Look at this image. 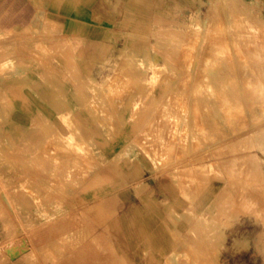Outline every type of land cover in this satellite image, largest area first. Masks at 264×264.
Listing matches in <instances>:
<instances>
[{"label":"rangeland","instance_id":"obj_1","mask_svg":"<svg viewBox=\"0 0 264 264\" xmlns=\"http://www.w3.org/2000/svg\"><path fill=\"white\" fill-rule=\"evenodd\" d=\"M127 15L0 31V264H264V0Z\"/></svg>","mask_w":264,"mask_h":264},{"label":"crops","instance_id":"obj_2","mask_svg":"<svg viewBox=\"0 0 264 264\" xmlns=\"http://www.w3.org/2000/svg\"><path fill=\"white\" fill-rule=\"evenodd\" d=\"M198 0H0V31L27 29L40 12L50 15L61 26V35L83 44L76 50L77 58L99 60L112 52V46L119 44L113 26L114 21L123 20L125 14L135 10L140 16L147 15L152 8L187 10ZM121 13V17L117 14ZM82 61V60H81ZM79 67L85 65L79 64ZM97 67L98 65H94ZM14 101L20 106L11 114L29 116L30 95L14 90ZM22 94V95H21ZM21 101V102H20Z\"/></svg>","mask_w":264,"mask_h":264},{"label":"bare ground","instance_id":"obj_3","mask_svg":"<svg viewBox=\"0 0 264 264\" xmlns=\"http://www.w3.org/2000/svg\"><path fill=\"white\" fill-rule=\"evenodd\" d=\"M235 37V36H234ZM235 41V40H234ZM225 42V41H224ZM225 45V44H224ZM246 45V44H245ZM222 48V47H221ZM223 50V49H222ZM236 60V59H235ZM256 63V62H255ZM198 75V74H197ZM194 76V75H193ZM258 76V75H257ZM257 85V84H256ZM184 88V87H183ZM257 88V87H256ZM182 89V88H181ZM177 90V89H176ZM184 91V90H183ZM259 91H261V90H259ZM258 91V92H259ZM262 92V91H261ZM256 96V95H255ZM198 98V97H197ZM260 98V97H259ZM262 100V99H261ZM258 101V100H257ZM200 102V101H199ZM224 102H225V100H224ZM223 102V103H224ZM264 102V101H263ZM205 104V103H204ZM203 106V105H202ZM201 107V106H200ZM204 107V106H203ZM195 109V108H194ZM211 110V109H210ZM194 111V110H193ZM201 113V112H200ZM205 114V113H204ZM201 116V115H200ZM204 120V119H203ZM193 122V121H192ZM200 122V121H199ZM194 123V122H193ZM197 124V123H196ZM199 125V124H198ZM204 125V124H203ZM215 126V125H214ZM184 127V126H183ZM201 128V127H200ZM212 128V127H211ZM200 139V138H199ZM185 149V148H184ZM210 152V151H209ZM187 153V152H186ZM190 158V157H189ZM216 256V255H215ZM209 260V259H208ZM206 262V261H205ZM209 262H211V261H209ZM214 263V262H213Z\"/></svg>","mask_w":264,"mask_h":264}]
</instances>
